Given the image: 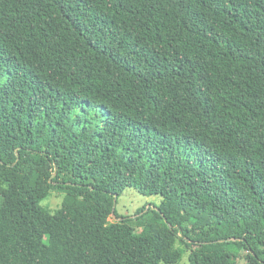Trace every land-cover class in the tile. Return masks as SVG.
Instances as JSON below:
<instances>
[{
    "label": "trees",
    "instance_id": "16d2710c",
    "mask_svg": "<svg viewBox=\"0 0 264 264\" xmlns=\"http://www.w3.org/2000/svg\"><path fill=\"white\" fill-rule=\"evenodd\" d=\"M184 255L264 264V0H0V264Z\"/></svg>",
    "mask_w": 264,
    "mask_h": 264
},
{
    "label": "rangeland",
    "instance_id": "374dc122",
    "mask_svg": "<svg viewBox=\"0 0 264 264\" xmlns=\"http://www.w3.org/2000/svg\"><path fill=\"white\" fill-rule=\"evenodd\" d=\"M62 200L63 193L58 189H52L49 195L41 201V204L44 208V215L46 218L51 216L55 212V210L61 205ZM159 200V195L146 196L137 192L131 187H127L117 199L115 209L119 216H131L137 211L138 208L142 207L143 205L149 206L152 203H158ZM89 203L92 209L97 211V208L91 205V201H89ZM189 213L191 212H188L185 217H187ZM119 219L121 218L116 217L113 214H111L109 218L110 221ZM186 262V255H184L183 259L179 264H185ZM236 264H244L243 258L239 257L236 260Z\"/></svg>",
    "mask_w": 264,
    "mask_h": 264
},
{
    "label": "water",
    "instance_id": "95a60500",
    "mask_svg": "<svg viewBox=\"0 0 264 264\" xmlns=\"http://www.w3.org/2000/svg\"><path fill=\"white\" fill-rule=\"evenodd\" d=\"M114 204H115V201H114Z\"/></svg>",
    "mask_w": 264,
    "mask_h": 264
}]
</instances>
